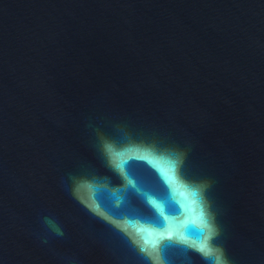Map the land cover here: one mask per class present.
<instances>
[{
  "label": "water",
  "instance_id": "water-1",
  "mask_svg": "<svg viewBox=\"0 0 264 264\" xmlns=\"http://www.w3.org/2000/svg\"><path fill=\"white\" fill-rule=\"evenodd\" d=\"M201 229L264 264V0H0V264H209Z\"/></svg>",
  "mask_w": 264,
  "mask_h": 264
},
{
  "label": "snow or ice",
  "instance_id": "snow-or-ice-1",
  "mask_svg": "<svg viewBox=\"0 0 264 264\" xmlns=\"http://www.w3.org/2000/svg\"><path fill=\"white\" fill-rule=\"evenodd\" d=\"M118 166H122V162H121V165H118ZM164 176L169 182H175L174 173H173V175H168V173L165 172ZM179 211H180L179 208L176 207V213L175 214H178ZM158 218H159L158 222H148V221H144V220L143 221L145 223L152 224L155 228L164 229L165 228L164 220L162 219L161 216H158ZM191 230H192V225H189L187 228H185L183 232H179V231H176L174 229L169 230L166 233V238L169 240V242H171L173 237H176L179 240H185L187 238V236L190 234ZM142 231H143V239L145 241V244L151 245L153 248L156 247L158 240L156 238H154L153 234L147 230H142ZM202 239H203V232L201 229V230H199V235L194 240L193 246L196 247L198 241H202ZM200 248L202 251L204 250V246L202 243H200Z\"/></svg>",
  "mask_w": 264,
  "mask_h": 264
},
{
  "label": "clouds",
  "instance_id": "clouds-1",
  "mask_svg": "<svg viewBox=\"0 0 264 264\" xmlns=\"http://www.w3.org/2000/svg\"><path fill=\"white\" fill-rule=\"evenodd\" d=\"M49 224H52L51 221H48ZM54 227V225H53ZM58 231V229H57ZM203 232L202 241H198L195 250L202 253L204 258L209 261V264H227L226 260L223 259V253L220 249H216L211 244L212 236L208 233ZM200 243L203 244L204 250L202 251L200 248Z\"/></svg>",
  "mask_w": 264,
  "mask_h": 264
}]
</instances>
